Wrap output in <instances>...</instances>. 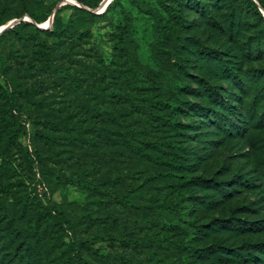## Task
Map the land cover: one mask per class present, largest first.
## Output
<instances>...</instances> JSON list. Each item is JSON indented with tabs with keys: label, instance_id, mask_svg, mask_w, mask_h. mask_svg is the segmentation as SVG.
<instances>
[{
	"label": "rangeland",
	"instance_id": "1",
	"mask_svg": "<svg viewBox=\"0 0 264 264\" xmlns=\"http://www.w3.org/2000/svg\"><path fill=\"white\" fill-rule=\"evenodd\" d=\"M93 1L0 0V264H264V0Z\"/></svg>",
	"mask_w": 264,
	"mask_h": 264
},
{
	"label": "trees",
	"instance_id": "2",
	"mask_svg": "<svg viewBox=\"0 0 264 264\" xmlns=\"http://www.w3.org/2000/svg\"><path fill=\"white\" fill-rule=\"evenodd\" d=\"M80 2H82L83 4H85L86 6H88L89 8H94L96 7L97 3L93 0H78ZM168 1L169 0H163L164 2V5H165V8L168 9V11L170 12L171 15L175 16L174 15V9L172 8L171 5L168 4ZM194 0H188V2H190L189 4L192 5V2ZM247 3H248V6L249 8H251L253 11H255V13L259 16V17H262V13L261 11L259 10V7L257 6V4L255 3L254 0H247ZM66 8H74V6L72 5H65L63 6L62 8H59L56 10L55 12V15H54V18H53V22H52V28L50 31L48 32H54V33H58V34H64L66 31H67V28L69 27L71 21H64L61 16H60V13L62 10L66 9ZM25 13L27 15H29L31 17V19L36 22V23H42V22H45L49 16H50V13H47V12H42L41 10H39L38 8H29L28 10L25 11ZM3 21H0V23H2ZM24 26V22H20L16 25H14L13 27L10 28L11 31H14V33L16 35L19 36V31L20 29ZM174 31V28L169 26V25H159L157 22L155 23V33L156 35H162V36H166V35H170L172 32ZM158 44V42H156V45ZM57 71L61 74V76L63 78H65L70 84H75V80L73 78L72 75L68 74L66 69L64 68H56ZM260 79V78H259ZM178 86H180V84H178ZM180 88V87H179ZM242 98V95L240 96ZM7 103H8V108L10 111H18L19 110V104H18V93L16 92H9L8 95H7ZM225 110L235 114L237 109L235 106L231 105V104H225V107L222 106ZM240 108L239 110L242 112L241 115H243L244 112H247V108L244 107V106H241V107H238ZM198 110H199V113H201L202 115H207L206 114V108L204 106H200L198 107ZM212 113V111H211ZM240 115V116H241ZM209 117V116H208ZM260 124V123H258ZM221 125H225V122L223 120H221V122H219L218 126H221ZM234 124L231 122V120H227V124L226 126H223L222 128L225 129V131L228 133H231L232 130H235V131H238L236 129V126H234ZM170 147H178V146H174V144L172 143H168L166 144ZM76 186L80 189H89V190H94L96 189V186L95 184L93 183H90V182H86V181H80V180H76ZM220 189H223V186L222 184L219 185ZM174 215H178L176 212H173ZM58 219H60V221H65L63 219V217L61 215H58ZM73 247H74V250L76 252H79V250L81 248H85V249H89L88 245L86 242H82V241H79L78 243H74L73 244ZM93 255H96L98 256L97 253L95 252H92ZM71 264H82L79 260V257L77 255H73L72 258H71Z\"/></svg>",
	"mask_w": 264,
	"mask_h": 264
},
{
	"label": "water",
	"instance_id": "3",
	"mask_svg": "<svg viewBox=\"0 0 264 264\" xmlns=\"http://www.w3.org/2000/svg\"><path fill=\"white\" fill-rule=\"evenodd\" d=\"M109 0H107V2H108ZM263 12V11H262ZM263 14H264V12H263ZM54 15H55V12L53 13V15L51 16V18L49 19V23L50 24H52V22H53V18H54Z\"/></svg>",
	"mask_w": 264,
	"mask_h": 264
}]
</instances>
